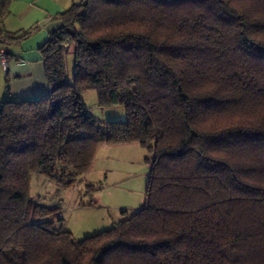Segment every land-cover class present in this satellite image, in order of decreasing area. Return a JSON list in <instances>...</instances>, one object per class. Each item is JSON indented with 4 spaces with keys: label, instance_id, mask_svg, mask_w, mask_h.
Wrapping results in <instances>:
<instances>
[{
    "label": "trees",
    "instance_id": "16d2710c",
    "mask_svg": "<svg viewBox=\"0 0 264 264\" xmlns=\"http://www.w3.org/2000/svg\"><path fill=\"white\" fill-rule=\"evenodd\" d=\"M11 1L5 47L36 30H1ZM55 18L48 94L0 101V264H264V0H80ZM87 90L126 118L95 119ZM131 142L140 209L81 240L42 219L31 174L69 187L100 144Z\"/></svg>",
    "mask_w": 264,
    "mask_h": 264
},
{
    "label": "rangeland",
    "instance_id": "374dc122",
    "mask_svg": "<svg viewBox=\"0 0 264 264\" xmlns=\"http://www.w3.org/2000/svg\"><path fill=\"white\" fill-rule=\"evenodd\" d=\"M64 59L66 76L71 80L72 53L68 51ZM81 96L98 121L126 118L122 105L99 106L95 90H87ZM147 156L146 149L136 142L102 143L87 172L72 186L63 187L41 173L31 174L30 198L49 210L43 220L52 221L57 227L61 225L75 240H81L111 228L144 205L149 172Z\"/></svg>",
    "mask_w": 264,
    "mask_h": 264
},
{
    "label": "crops",
    "instance_id": "0c3cea01",
    "mask_svg": "<svg viewBox=\"0 0 264 264\" xmlns=\"http://www.w3.org/2000/svg\"><path fill=\"white\" fill-rule=\"evenodd\" d=\"M74 0H12L1 30L18 34L36 27L27 37L6 46L8 67L0 66V101L34 99L48 94L40 47L60 22L55 15ZM83 100V99H82Z\"/></svg>",
    "mask_w": 264,
    "mask_h": 264
},
{
    "label": "built area",
    "instance_id": "2783aa9c",
    "mask_svg": "<svg viewBox=\"0 0 264 264\" xmlns=\"http://www.w3.org/2000/svg\"><path fill=\"white\" fill-rule=\"evenodd\" d=\"M0 66L3 70H7L8 60L6 57V47L4 43V38L0 34Z\"/></svg>",
    "mask_w": 264,
    "mask_h": 264
}]
</instances>
